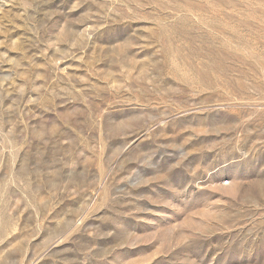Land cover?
<instances>
[{"label":"rangeland","instance_id":"rangeland-1","mask_svg":"<svg viewBox=\"0 0 264 264\" xmlns=\"http://www.w3.org/2000/svg\"><path fill=\"white\" fill-rule=\"evenodd\" d=\"M0 264H264V0H0Z\"/></svg>","mask_w":264,"mask_h":264}]
</instances>
